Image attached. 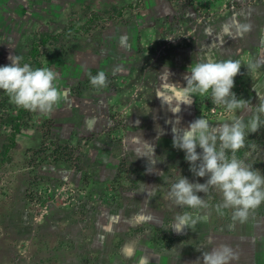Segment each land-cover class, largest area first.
<instances>
[{"label": "rangeland", "instance_id": "374dc122", "mask_svg": "<svg viewBox=\"0 0 264 264\" xmlns=\"http://www.w3.org/2000/svg\"><path fill=\"white\" fill-rule=\"evenodd\" d=\"M145 2L146 0H0V65L4 66L9 62L4 53H15L9 46L13 37H17L18 45V48L15 47L18 52L15 55L23 53L22 63H25L27 57L24 52L28 49L31 34L55 35L64 32L70 25L83 24L91 13L103 15L104 20L95 23L87 34H70L51 48L46 46L45 52L44 48L40 49L43 51L39 53L40 67L53 69V62L62 59L59 57L62 54L71 57L72 53L106 51L166 53L177 46L187 45L195 39L196 30L200 26L211 23L238 7L264 5H243L239 0H163L164 5L154 15L153 6L148 2L145 7ZM125 5L129 7L123 9ZM120 9V15H117L114 10ZM144 17H149L148 26L143 22ZM122 28L130 32L128 51L121 48L119 33H123ZM147 36L149 39H146ZM50 55L51 60L48 61ZM75 69L76 67L73 71ZM90 74L95 76L97 73L94 71ZM87 77L85 83L74 85L73 93L79 95L83 90L95 89L90 84L89 74ZM120 78L122 77H108L107 89L113 93L109 99L111 109L106 122L99 127L97 124L95 129L72 128L63 138L62 135L56 136V126L39 113L28 111L20 120V133L15 138L19 134L24 138L22 134L26 132L33 135V131L35 136L29 141L26 138L19 141L14 138V146L8 150L5 158L1 160L0 156V264H94L97 260L101 264H121L111 256L110 250L107 252L111 261L94 259V254H105L106 251L97 247L93 253V249L89 247L94 232L93 220L99 207L104 203L109 204L108 198H112L111 203L114 204L116 191L130 189L132 185V180L128 179L132 173L129 172L126 161L119 156L118 148L130 104H127V100L132 102L136 98L137 87L118 88L124 85ZM117 91L123 92L126 99L123 104L115 106ZM232 91L238 94L236 83ZM197 105L196 115L199 118L203 116L214 123L231 120V114L212 104L210 94L201 97ZM77 107L74 105L73 109H65L74 115ZM16 109L7 94L0 91V120L6 116H15ZM75 121L78 122V119ZM263 129L264 127L257 133L250 134L247 143L264 147ZM10 133V125L0 122V151L8 143ZM107 144L115 149L118 168L115 178L108 186L111 195H107L108 198L101 197V200L99 195H103V190L97 194L92 181L96 174L93 167L96 163L94 152L101 159L108 158ZM245 156V153L239 155L240 158ZM250 159L247 162L258 170L260 164L256 161L252 163ZM260 172L263 173L261 170ZM203 194L199 196L206 198L202 197ZM212 194L210 203L214 205L220 201V196L215 192ZM96 195L99 200H96ZM214 195L219 197L218 201L213 200ZM259 207L264 208V203L251 210L244 222L233 221L231 210H225V214L221 216L209 209L206 213L207 220L200 221L192 229L187 228L191 232L186 235L180 234L171 239V232L167 231L166 234L168 229L161 228L160 231L153 232L152 246L157 252L162 247L159 253L167 254L173 253L179 245L178 248L182 250L178 253L177 263L182 262L190 252L192 257L184 263L195 264L191 260L201 259L203 250L226 244L238 255V259L231 264H264V215L258 214ZM180 211H175L174 214ZM169 213L171 212L166 213L167 216ZM171 220L173 223L174 218ZM164 225L166 222L163 227ZM169 241L170 246L165 247ZM114 243L116 244L115 240ZM175 255L177 256L176 253Z\"/></svg>", "mask_w": 264, "mask_h": 264}, {"label": "crops", "instance_id": "0c3cea01", "mask_svg": "<svg viewBox=\"0 0 264 264\" xmlns=\"http://www.w3.org/2000/svg\"><path fill=\"white\" fill-rule=\"evenodd\" d=\"M148 2L153 6L152 13L154 15L155 12L159 13L160 7L164 5L163 0H146L145 7ZM127 7L129 6L125 5L123 9ZM148 20L149 17L143 19L146 26H148ZM122 31V34L119 31L116 33L121 35L122 50L128 51L129 43L127 44V42L130 32L126 28H122ZM32 35L34 34H31L30 38ZM194 37L195 39L187 45L177 46L166 53H111L107 51L106 53H72L71 57H65L64 54L59 55L62 59L53 62V70L58 73V85L64 95L60 104L51 114L39 113V115L47 121H51L54 127L56 126V136L57 134L62 137L68 135V131H71L72 128L83 127L86 130H92L96 128L97 124L99 127L100 124L106 122L111 109L109 99L113 96L110 89L107 87L99 88V91L96 90L97 88L93 91L86 89L79 95L72 92L74 85L85 83L87 75L91 72L104 71L111 79L113 76H121L120 79L124 85L118 88L137 87L136 98L132 102L127 100V104H130L125 118V130L118 148L120 149L119 156L126 161L129 172L132 173L128 176V179L132 180V185L130 189L116 191L117 196L114 199L116 201L114 204L111 203L112 198H108L107 195H111L108 186L117 174L115 149L112 145L108 146L107 144L109 157L103 159L95 155L96 151L94 152L96 163L93 167L96 174L92 181L97 194L103 190V195H99L100 198L107 197L111 203H104L95 213L94 232L89 247L93 249V253L97 247L103 248L106 253L94 254L95 257L97 256L94 259L111 261L112 258L107 252L109 250L111 256L121 264L122 262L127 264H185L184 262L192 257L189 252L182 262L177 263L178 253L182 250L180 247L178 248L179 245L173 253L167 254L155 251L152 246V234L155 231H160L161 228H163L162 230L168 229L166 234H168L167 231L171 232V239L180 234L186 235L191 232L187 228L182 232L172 229L171 219L175 216L174 212L183 209L176 208L167 199L166 193L170 183L180 175L193 183H205L207 179V177L193 176L189 170L190 165L185 160V153L173 147L174 135H182V133L173 132L175 121L179 119L181 127H186L198 119L199 117L196 115L197 102L203 97H194L191 105L186 104L181 85H186L184 77L188 73L190 65L203 56L210 55L217 60H239L242 67L240 73L235 77L234 83L239 89L236 96L238 99L248 100L252 106H256L259 103L256 92L264 96V5L238 7L223 17L200 26ZM146 39H149V36ZM9 46L15 53H18L15 51V47L18 48L17 37H13L9 41ZM17 48L16 50H18ZM43 48L45 49L46 46ZM15 53H4L7 56V61H9V55H15ZM24 55L27 53L24 52ZM50 60L51 55L48 57V61ZM250 61L257 62L260 67L255 71H248L247 66ZM8 63L6 62V64ZM75 67L76 69L73 71ZM122 94L123 92L117 91L115 106L125 102L126 96ZM74 105L78 107L77 113L73 115L65 108L73 109ZM248 115V113L245 114V119ZM71 118L73 120H69ZM76 118L78 122L75 121ZM176 126L179 128V123ZM52 130L55 131L54 128ZM22 135H24L23 139L26 138V141H29L34 139L35 133L33 131V135H30L26 132ZM17 138L18 141L23 140L21 134L17 135L15 139ZM197 151L201 152V149L198 148ZM241 153L246 155L241 157L242 159L251 158L252 163L255 161L257 164L259 163L258 170L263 171L262 175H264V147L258 145L255 149L247 147ZM248 154L250 156H247ZM153 160L156 161L154 172H152L151 165ZM158 172L162 173L158 175ZM165 181L167 183H164ZM153 186L161 187L153 189L151 188ZM107 188L108 190H106ZM211 195L213 196V194ZM99 196L97 198L96 195V200L100 199ZM204 196L203 194L202 197ZM214 199L218 201L219 197L214 195ZM167 212H171L169 216H167ZM171 214L173 215L171 216ZM164 222L166 225L163 227ZM131 229L132 231H130ZM174 253L177 256H174ZM167 260L169 261L167 262ZM197 260L192 259L191 261L195 263ZM94 264H101L100 260Z\"/></svg>", "mask_w": 264, "mask_h": 264}, {"label": "clouds", "instance_id": "9594fccd", "mask_svg": "<svg viewBox=\"0 0 264 264\" xmlns=\"http://www.w3.org/2000/svg\"><path fill=\"white\" fill-rule=\"evenodd\" d=\"M8 60V64L0 66V91L6 93L17 108L51 114L64 95L58 85V73L49 67L34 68L30 63H22L23 57L19 55H9ZM241 67L239 60H217L208 55L192 63L184 77L186 85H181V91L186 104L191 105L194 97L210 94L212 104L231 114V120L212 124L201 116L186 127H181L179 119L175 121L173 132L182 135H174L173 147L185 153L193 176L207 177L205 183H193L180 175L170 183L166 197L176 208L183 209L174 216L172 229L176 232L192 229L200 221L207 220L209 209L221 216L225 210H231L233 221L244 222L251 210L264 203V175L246 159L237 156L241 149H255L254 143H247L248 136L264 127V96L253 87L259 103L252 106L250 101L238 99L232 91ZM259 67L257 62L250 61L247 70L255 71ZM89 80L97 89L108 84L104 71L95 76L89 74ZM246 113L249 115L245 119ZM155 164L153 160L152 172ZM213 192L220 196V201L214 205L210 203ZM198 193H204L206 198H201ZM201 259L202 264H231L238 255L229 245L222 244L203 250ZM201 259L195 264H201Z\"/></svg>", "mask_w": 264, "mask_h": 264}, {"label": "trees", "instance_id": "16d2710c", "mask_svg": "<svg viewBox=\"0 0 264 264\" xmlns=\"http://www.w3.org/2000/svg\"><path fill=\"white\" fill-rule=\"evenodd\" d=\"M120 11L121 10H119V11L114 10V12L117 15H120ZM102 16L103 15H101V14L98 15L97 13H91L87 17L86 21L83 24H81V25L80 24L70 25L65 29L64 32L57 33L55 35H50L47 33L32 35V37L29 40L28 49L26 51V53H27V55H26L27 61L26 62L30 63L34 68L40 67L41 55L39 53H43V51L45 52V49H43V51H41L44 46L51 48L54 44H56L57 42L62 40L64 37H66L70 34H87L89 32V30L93 26H95V23L102 22L104 20V18ZM27 113H28L27 110H24L22 108H17L15 116H13V117L6 116L4 119L0 120L1 124L4 122H7L11 127V133L7 137L8 143L1 147V151H0L1 160H3L5 158L8 150L14 146L15 135L18 134L19 130H20V124H21L20 120H22V118L25 115H27ZM243 151H244V149H241L237 153V156L239 157V155ZM258 214L264 215V208L259 207L258 208ZM169 244H170V241L168 243V246L166 244L165 247H169L170 246ZM161 249H162V247H160V249H158V252Z\"/></svg>", "mask_w": 264, "mask_h": 264}, {"label": "built area", "instance_id": "2783aa9c", "mask_svg": "<svg viewBox=\"0 0 264 264\" xmlns=\"http://www.w3.org/2000/svg\"><path fill=\"white\" fill-rule=\"evenodd\" d=\"M239 1H242L240 4H243V5H249L252 3L264 4V0H239ZM205 113H207L206 110H205ZM263 133H264V129H263Z\"/></svg>", "mask_w": 264, "mask_h": 264}]
</instances>
